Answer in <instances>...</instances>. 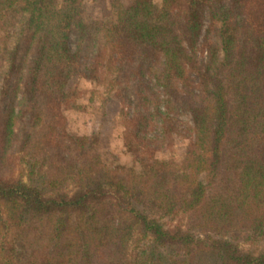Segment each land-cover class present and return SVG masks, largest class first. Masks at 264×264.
Instances as JSON below:
<instances>
[{"label": "trees", "instance_id": "1", "mask_svg": "<svg viewBox=\"0 0 264 264\" xmlns=\"http://www.w3.org/2000/svg\"><path fill=\"white\" fill-rule=\"evenodd\" d=\"M104 1L0 0V264H264V0ZM72 72L121 102L127 166L71 129Z\"/></svg>", "mask_w": 264, "mask_h": 264}, {"label": "rangeland", "instance_id": "2", "mask_svg": "<svg viewBox=\"0 0 264 264\" xmlns=\"http://www.w3.org/2000/svg\"><path fill=\"white\" fill-rule=\"evenodd\" d=\"M120 1L124 4H130L134 0ZM56 2L58 6H62L64 0H56ZM153 3L159 6L160 0H153ZM83 4V14L87 21L95 18L101 19L104 14L111 11L108 1L104 0L103 2L101 0H84ZM198 55L200 56V54ZM93 85L87 80L78 77L76 73H70L68 86L74 93L73 101L76 106L75 109L69 110L68 116L71 129L78 134H89L93 133V131L99 132L100 143L98 149L106 163L110 166L120 164L127 166L129 158L122 143L124 131L123 121L120 118L122 104L119 100L109 98L107 94H102V91L100 92L97 87L92 90L94 88ZM185 97L198 105L209 104L214 100L212 93L204 94L196 90L191 93L186 92ZM197 136L193 134L191 139L184 133H174L170 141L165 143V147L155 155L161 161H173L177 164L176 166H179L187 146L192 141L197 140ZM135 169L141 171L142 165L136 164ZM190 174L194 176L193 172H190ZM152 179V176L143 177L139 181L140 186L147 190ZM241 246L245 249L252 248L248 244H242ZM255 246L262 247L260 244ZM199 262V264H210L209 260H201Z\"/></svg>", "mask_w": 264, "mask_h": 264}]
</instances>
